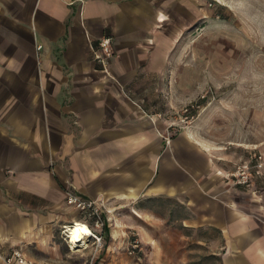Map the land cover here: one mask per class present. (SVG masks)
<instances>
[{
    "label": "crops",
    "instance_id": "1",
    "mask_svg": "<svg viewBox=\"0 0 264 264\" xmlns=\"http://www.w3.org/2000/svg\"><path fill=\"white\" fill-rule=\"evenodd\" d=\"M206 1L0 0V264L15 246L77 264L61 234L82 217L69 192L111 210L106 255L144 217L200 232L220 264H264V165L250 157L264 156V136L226 160L160 110L178 35L205 19ZM105 35L107 71L94 59ZM240 164L248 186L228 177Z\"/></svg>",
    "mask_w": 264,
    "mask_h": 264
},
{
    "label": "rangeland",
    "instance_id": "2",
    "mask_svg": "<svg viewBox=\"0 0 264 264\" xmlns=\"http://www.w3.org/2000/svg\"><path fill=\"white\" fill-rule=\"evenodd\" d=\"M204 7L205 19L178 35L170 72L162 75L160 110L174 132L197 127L232 160L244 155L245 142L264 136V0H207ZM192 105L195 118L183 122ZM154 221H126L123 244L107 255L90 246L74 254V263L220 264L200 232L179 223L155 229ZM132 232L139 240L135 252Z\"/></svg>",
    "mask_w": 264,
    "mask_h": 264
},
{
    "label": "built area",
    "instance_id": "3",
    "mask_svg": "<svg viewBox=\"0 0 264 264\" xmlns=\"http://www.w3.org/2000/svg\"><path fill=\"white\" fill-rule=\"evenodd\" d=\"M114 54L113 49V37L105 35L98 40L97 45L94 47V59L100 64V66L107 71L109 67L110 58ZM192 105L186 107L183 110V122H190L194 119V108ZM173 127V126H171ZM170 127V128H171ZM251 159L255 160V167H262L264 165V156L262 153L252 149L250 153ZM228 177L232 180L236 186H248L251 182V172L247 165H237L235 169L228 174ZM68 205L72 206L82 215L81 219L75 220L72 223L63 225L61 230L62 238L66 242L71 252H80L88 249L90 246H95L100 249L104 246V232L105 227L109 221L107 215L111 213L104 203L98 204L91 198L83 197L76 192H69L66 197ZM82 224L88 227L89 234L83 241L79 242V246L72 244V238L70 236V228ZM133 239L130 242V252H135L139 248V240L136 238V234L132 232ZM84 244H81L83 243ZM5 264H50L46 261H38L29 258L24 251L19 247H12L9 254L5 256Z\"/></svg>",
    "mask_w": 264,
    "mask_h": 264
},
{
    "label": "bare ground",
    "instance_id": "4",
    "mask_svg": "<svg viewBox=\"0 0 264 264\" xmlns=\"http://www.w3.org/2000/svg\"><path fill=\"white\" fill-rule=\"evenodd\" d=\"M89 234L88 227L82 224H77L70 228V236L72 238V244L79 246V242L83 241L86 238V235ZM81 244H84L81 243Z\"/></svg>",
    "mask_w": 264,
    "mask_h": 264
},
{
    "label": "trees",
    "instance_id": "5",
    "mask_svg": "<svg viewBox=\"0 0 264 264\" xmlns=\"http://www.w3.org/2000/svg\"><path fill=\"white\" fill-rule=\"evenodd\" d=\"M107 226V225H106Z\"/></svg>",
    "mask_w": 264,
    "mask_h": 264
}]
</instances>
